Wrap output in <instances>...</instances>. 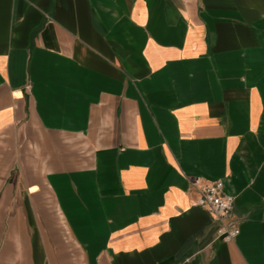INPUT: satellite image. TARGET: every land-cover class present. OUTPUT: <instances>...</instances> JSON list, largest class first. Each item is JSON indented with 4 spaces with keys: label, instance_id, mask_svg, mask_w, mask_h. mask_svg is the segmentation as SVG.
Masks as SVG:
<instances>
[{
    "label": "crops",
    "instance_id": "0c3cea01",
    "mask_svg": "<svg viewBox=\"0 0 264 264\" xmlns=\"http://www.w3.org/2000/svg\"><path fill=\"white\" fill-rule=\"evenodd\" d=\"M0 264H264V0H0Z\"/></svg>",
    "mask_w": 264,
    "mask_h": 264
},
{
    "label": "built area",
    "instance_id": "2783aa9c",
    "mask_svg": "<svg viewBox=\"0 0 264 264\" xmlns=\"http://www.w3.org/2000/svg\"><path fill=\"white\" fill-rule=\"evenodd\" d=\"M197 192L196 206L204 209L219 225V237L228 242L239 234L238 228L230 221L234 200L224 194L221 181L213 183H192Z\"/></svg>",
    "mask_w": 264,
    "mask_h": 264
}]
</instances>
